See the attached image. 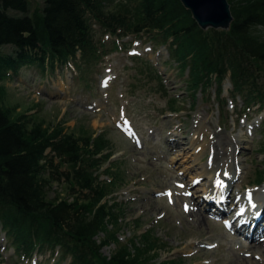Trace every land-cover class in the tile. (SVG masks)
Masks as SVG:
<instances>
[{
  "label": "trees",
  "instance_id": "trees-1",
  "mask_svg": "<svg viewBox=\"0 0 264 264\" xmlns=\"http://www.w3.org/2000/svg\"><path fill=\"white\" fill-rule=\"evenodd\" d=\"M133 1L134 9L112 0H0V44L14 46L0 52V82L24 66L43 74L69 63L91 69L126 35H146L167 46L193 94L215 85L226 106L228 78L233 99L264 108V0H229V28L201 27L181 0ZM4 92L0 84V227L15 252H57L69 264H155L165 243L153 229L119 235L124 208L115 192L126 180L106 140L16 112ZM263 178L264 168L253 180ZM55 183L61 190L51 196Z\"/></svg>",
  "mask_w": 264,
  "mask_h": 264
},
{
  "label": "rangeland",
  "instance_id": "rangeland-1",
  "mask_svg": "<svg viewBox=\"0 0 264 264\" xmlns=\"http://www.w3.org/2000/svg\"><path fill=\"white\" fill-rule=\"evenodd\" d=\"M120 2L135 8L133 0H112L111 5ZM120 44L91 69L79 71L69 63L43 74L35 67L24 66L0 82L5 89L3 103L16 106V112L28 111L46 124L62 122L76 133L106 140V151L113 152L111 159L118 160V171L126 180L115 192L124 208L119 235L129 238L153 229L165 243L153 259L155 264L179 257L184 259L183 264H264V258L249 248L250 237L260 231L254 230V223L249 222L246 228L245 222L240 223L242 216L230 222L238 209L224 210L232 203L222 211L212 200L204 208L207 202L198 199L206 184L192 177L201 165H212V146L202 149L205 152L197 160L188 157L183 164L173 160L181 152L180 146L190 145L201 118L207 128L198 137L201 141L203 137L207 141L216 139L219 134L239 136L241 144L234 157L240 159L242 171L226 191L240 206L246 191H255L249 192L253 196L264 188V178L253 180L264 168V108H246L241 95L233 99L228 78L224 84L226 106L218 101L215 85L210 93L199 89L194 95L187 74L169 58L167 46L156 44L146 35H126ZM13 50L12 44H0V52ZM182 166L186 169L181 170ZM101 177L108 178L109 174L103 172ZM57 190L61 186L55 183L50 195H56ZM193 204L197 214L190 207ZM10 244L5 239L0 243V264H69L57 252H36L27 257L15 252ZM114 246L106 245L103 251L110 254Z\"/></svg>",
  "mask_w": 264,
  "mask_h": 264
},
{
  "label": "bare ground",
  "instance_id": "bare-ground-1",
  "mask_svg": "<svg viewBox=\"0 0 264 264\" xmlns=\"http://www.w3.org/2000/svg\"><path fill=\"white\" fill-rule=\"evenodd\" d=\"M205 126L206 125L203 123V120L201 118L200 123L197 125V127H195L194 133L191 137V143L190 145H187L188 147H179V142L177 141L176 145L181 148V152L177 156H174L173 160L180 162V164H183L185 162V159L188 157H193L197 160L199 159L198 157L202 155L203 152H205L203 150H205L206 147L212 146V148L214 149L213 159L211 157V159L213 160L212 165L210 166V162L201 165L199 167V170L195 171V174L192 177H195V179L199 180L201 179L202 183L206 184L202 188L203 193L200 197H198V199L200 201L201 199H204L207 202L204 208H207V206L209 207L210 201L212 200L211 203L213 205L220 206L219 208L222 211L223 209H225V206H227L229 203H232L231 207L226 208L224 211L232 212L233 210L238 209V213H235L234 216L229 219V221L232 223L236 222L237 218H240L242 216V220L240 223L245 222L247 224L246 228L249 227V222H251V224L254 223V230L260 231L256 233V235L250 237L249 248H253V254H256V256L258 257L261 256L262 258H264V188L258 191V194H254L251 201H249L247 193H255V191L253 192L251 191V189L246 191L245 199L243 198V203H240V206L239 202H236L234 197L229 196V193L226 191L227 185L231 183L230 181H232L238 175V173L242 171V166L239 165L240 159L238 160L234 157L235 149L241 144L240 138L239 136H237V138H233L231 136H224L222 134H219L217 135L216 139H214V137L210 141H207V139L203 137V141H201L200 139H198V137L201 136V133L203 131L207 130ZM203 134H205V132ZM195 135H197V138H195ZM180 168L181 170H184L186 169V166H182ZM192 180L191 182L189 181V183H192ZM195 199H197V196ZM253 204L255 205V207L252 206ZM190 207L192 208V211L197 214L195 205L193 204ZM252 214H256L257 218H249V216H251ZM240 231H242L241 228Z\"/></svg>",
  "mask_w": 264,
  "mask_h": 264
},
{
  "label": "water",
  "instance_id": "water-1",
  "mask_svg": "<svg viewBox=\"0 0 264 264\" xmlns=\"http://www.w3.org/2000/svg\"><path fill=\"white\" fill-rule=\"evenodd\" d=\"M203 28H228L233 19L229 0H181Z\"/></svg>",
  "mask_w": 264,
  "mask_h": 264
},
{
  "label": "snow or ice",
  "instance_id": "snow-or-ice-1",
  "mask_svg": "<svg viewBox=\"0 0 264 264\" xmlns=\"http://www.w3.org/2000/svg\"><path fill=\"white\" fill-rule=\"evenodd\" d=\"M180 187H184V186L180 185ZM168 195H169V197H171V195H172L171 192H169ZM185 195H191V193H185ZM251 199H252V196H251V193H249V201H251ZM170 202H171V199H170ZM252 206L255 207L254 204ZM185 210L186 211L188 210V206L187 205H185ZM211 247H214V245H211Z\"/></svg>",
  "mask_w": 264,
  "mask_h": 264
}]
</instances>
